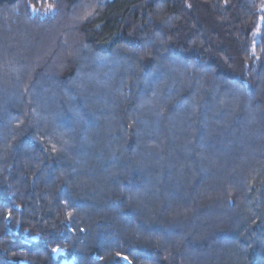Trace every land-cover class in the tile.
<instances>
[{"label": "trees", "instance_id": "1", "mask_svg": "<svg viewBox=\"0 0 264 264\" xmlns=\"http://www.w3.org/2000/svg\"><path fill=\"white\" fill-rule=\"evenodd\" d=\"M24 1L0 0V264H264V0L72 26L80 0Z\"/></svg>", "mask_w": 264, "mask_h": 264}, {"label": "rangeland", "instance_id": "2", "mask_svg": "<svg viewBox=\"0 0 264 264\" xmlns=\"http://www.w3.org/2000/svg\"><path fill=\"white\" fill-rule=\"evenodd\" d=\"M107 0H80L78 7L73 9L67 17V21L64 23L66 26H72L76 24L79 20L86 18L88 15L94 11L95 8H99L103 5ZM93 6V8H89V6ZM25 11H28L29 14H33L38 17H46L53 14V6L48 2H44L41 0H25L22 5ZM11 14H15L14 12ZM16 15V14H15ZM62 26V25H61ZM65 27V26H63ZM56 38L48 39L46 44H44L39 50L41 51L39 54V58L32 60L31 66L37 68L41 65V59L46 55L45 49L48 52L49 48L54 44Z\"/></svg>", "mask_w": 264, "mask_h": 264}]
</instances>
